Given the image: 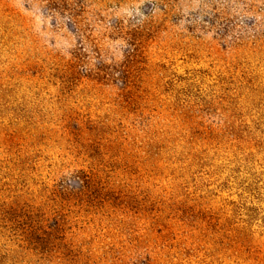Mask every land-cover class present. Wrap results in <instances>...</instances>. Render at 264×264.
Wrapping results in <instances>:
<instances>
[{
	"label": "rangeland",
	"instance_id": "obj_1",
	"mask_svg": "<svg viewBox=\"0 0 264 264\" xmlns=\"http://www.w3.org/2000/svg\"><path fill=\"white\" fill-rule=\"evenodd\" d=\"M0 264H264V0H0Z\"/></svg>",
	"mask_w": 264,
	"mask_h": 264
}]
</instances>
